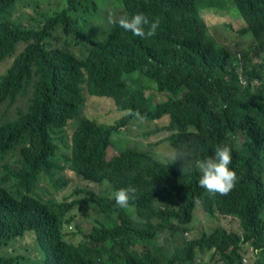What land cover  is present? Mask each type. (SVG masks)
<instances>
[{
    "label": "trees",
    "instance_id": "1",
    "mask_svg": "<svg viewBox=\"0 0 264 264\" xmlns=\"http://www.w3.org/2000/svg\"><path fill=\"white\" fill-rule=\"evenodd\" d=\"M63 1L65 8L28 27L13 20L18 0H0V62L12 59L0 75V108L31 88L24 109L0 116V264H196V251H213L215 263L240 264L242 242L259 251L258 264H264V0L226 2L246 23L238 33L254 36L239 57L208 33L200 9L216 0H116L113 7L122 4L129 17L142 12L159 19L147 39L110 25L101 0ZM56 31L71 35L84 54L77 56L66 43L52 46ZM19 45L24 47L16 54ZM135 72L150 83L128 86L124 76ZM83 86L90 95L111 98L123 112L120 119L97 127L81 116ZM150 89L180 97L146 106ZM129 110L147 121L168 115L170 146L189 155L163 164L153 152L119 144L106 159L117 142L113 134L136 119ZM75 117L65 167L94 185L136 187L138 198L129 207L118 208L113 198L87 189L75 191L85 195L71 201L37 192L41 177L55 191L66 185L55 179L62 167L55 162L53 137ZM225 145L235 187L226 196L201 194L199 173L185 168ZM14 154L13 164L7 163ZM197 203L212 219H236L239 231L216 226L208 237L185 239ZM81 205L98 215L91 231H65L70 212ZM25 238L26 254L16 245ZM159 240L174 251L156 248Z\"/></svg>",
    "mask_w": 264,
    "mask_h": 264
},
{
    "label": "rangeland",
    "instance_id": "2",
    "mask_svg": "<svg viewBox=\"0 0 264 264\" xmlns=\"http://www.w3.org/2000/svg\"><path fill=\"white\" fill-rule=\"evenodd\" d=\"M102 10H108L106 16L114 15L119 11H124L122 4L119 8H114L113 5L116 0H101ZM227 0H216V3L211 7H204L200 9L201 15L204 18L208 33L214 38L218 45L225 47L231 54L241 56L242 53L252 45L254 41V36L250 33L240 35L238 31L246 26L243 18L238 15V12L234 6H230ZM63 0H18L17 9L13 15V20L17 24L36 27L37 22H42V20L47 19L53 15L54 11L65 8ZM125 12V11H124ZM126 14V12H125ZM104 15V14H103ZM97 22V21H96ZM102 23V21L100 22ZM110 24V23H109ZM111 25V24H110ZM54 37L57 42L52 41L51 45H62L67 44V48L73 51L77 56H82L84 54V49L79 45L72 44L71 35H63L60 31L54 33ZM24 45H19L16 49V54H18ZM255 61V60H254ZM12 63V59H6L0 62V75H2L6 69ZM124 80L128 86L131 84L142 85L144 82L150 81L135 72L124 76ZM31 94L30 86L27 88L23 97L19 98L14 104H5L0 108V116L7 115L13 117L15 115L16 109H24L28 98ZM146 95H150L152 105H156L167 99L166 93H159L155 90H148ZM83 96H84V106L81 109V116L93 120L92 122L97 127H101L104 124H113L115 121L119 120L123 112L119 111L115 105V102L111 98L98 97L88 94L86 87L83 86ZM78 117L71 119L64 128L61 135H55L53 137L54 143L56 145V153L54 155L55 162L61 166L60 172L55 179H60L62 182H66V185L61 187L58 191H55L51 185V182L44 177H41L38 183L37 192L43 195L45 198L55 197L58 200L64 198L71 201L76 198H81L85 195L84 191L75 193L78 189H87L97 193L104 197H113L114 189L112 190L106 182L100 185H94L81 180L77 177L75 173L68 170L65 167L63 161L64 156L70 155L71 137L73 131L76 127V120ZM168 122L167 117H163L160 120L154 122H147L144 120L132 119L127 122L121 129L114 133L112 140L117 139L116 144L109 146L107 149L106 159H110L116 154V146L119 144L125 147H137L146 148L148 144H155L162 138L166 136V133L160 132L146 136L145 131L150 133L160 127L166 125ZM166 142L161 144H155L151 147V151L159 159H164V153L170 151ZM53 157V158H54ZM17 158V155H10L6 162L13 164V161ZM73 216L72 223L65 227V231H76L77 227H80L84 233L91 231L93 227V220L98 218V215L90 208L84 205L77 206L70 212ZM216 226H222L223 228L232 231H239L238 221L233 218L228 217H217L208 218L203 212L201 206L197 203L193 211V218L190 224V231L184 234V238L187 240H193L199 238L202 233L209 234ZM78 238L74 239L77 242ZM30 244V239L25 238L19 241L16 245L18 247V252L27 253L26 248ZM250 243L242 242L240 244V249L244 248V253L242 254V264H254L255 254L251 251ZM25 248V249H24ZM156 248H161L165 253H172L174 251L173 247L169 243H165L163 240H159L156 244ZM156 252V251H154ZM196 264H221L210 262V254H201L199 251L195 252ZM245 260V262L243 261Z\"/></svg>",
    "mask_w": 264,
    "mask_h": 264
},
{
    "label": "clouds",
    "instance_id": "3",
    "mask_svg": "<svg viewBox=\"0 0 264 264\" xmlns=\"http://www.w3.org/2000/svg\"><path fill=\"white\" fill-rule=\"evenodd\" d=\"M108 22L110 24H118L120 28L124 29L127 32H131L134 36L140 37L141 39H147L150 37H153L156 34V30L159 27L160 21L159 19L156 20H150L144 13H136L129 17L127 14L120 16L119 18H113L111 15L108 17ZM159 93H166L167 99L156 104L152 105L150 98L147 99L146 106H153L154 108L158 106L161 103H164L168 101L169 99L179 98L180 96H173L168 92H159ZM144 107V106H143ZM144 109L147 110L146 107ZM130 114L133 115L138 120H144V117L141 115L139 111L132 112L129 110ZM163 117L168 118V122L166 125L160 127L159 131L157 133L163 132L166 133V136L159 140L155 144H161L163 142H166L168 147L172 150L164 153V159H159L156 157V155L153 153L151 154V147L155 144H148L146 148H138L141 151H147L149 152L154 159L157 161L165 164L168 161H171V164L176 161H181V158H186L189 153L185 151H178L175 148L171 147L167 138L169 136V132L165 131L164 128L168 126L169 124V116L164 115L159 119L153 120V121H147V122H154L157 120L162 119ZM149 136V135H147ZM232 152L230 147L228 146H217L216 149L207 155L203 160L197 159L194 164L188 163L185 171H196L199 173V176L195 179V186L198 188L199 192L206 195V191L212 195L219 194L221 196L228 195L235 187V184L237 182V174L234 170H231L229 168V165L232 163ZM177 196L182 202V199H184L183 193L181 189L176 190ZM113 198L115 201V205L118 208H127L130 205V202L135 201L138 198V189L136 187H133L129 185L126 188H120L118 190H115L113 193ZM201 206V205H200ZM196 207V204H194V208L191 212V220L186 225L187 230L190 231V224L192 222L193 218V211ZM202 208V206H201ZM205 215L207 213L202 208ZM211 233V232H210ZM209 234L202 233V236L208 237ZM255 254V261L254 264H258L259 260V251L252 249L251 247L248 248ZM244 253V248L240 251V264H242V254ZM201 254H210L209 255V263L212 262L213 258V251H202ZM245 262V260H243Z\"/></svg>",
    "mask_w": 264,
    "mask_h": 264
}]
</instances>
